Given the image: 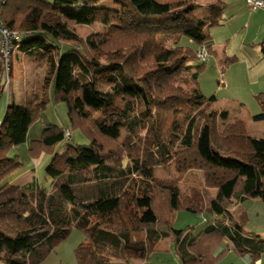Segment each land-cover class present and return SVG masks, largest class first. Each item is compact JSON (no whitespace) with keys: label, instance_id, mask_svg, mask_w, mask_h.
Returning a JSON list of instances; mask_svg holds the SVG:
<instances>
[{"label":"trees","instance_id":"obj_1","mask_svg":"<svg viewBox=\"0 0 264 264\" xmlns=\"http://www.w3.org/2000/svg\"><path fill=\"white\" fill-rule=\"evenodd\" d=\"M161 1L5 0L2 24L18 36L12 55L46 64L49 80L39 96L8 98L0 127V185L22 168L19 156L9 153L27 141L50 98L67 105L70 124L89 143H70V127L48 125L30 154L34 160L52 156L46 167L50 188L35 176L0 187V262L43 264L79 230L86 239L75 250L77 264H132L128 251L146 262L166 239L182 264H220L223 254L215 252L224 240L238 256L260 263L264 238L246 231V215L236 218L230 209L236 202L264 203V138L254 137L241 119L221 129L218 119L227 122L229 114L208 111L217 98H207L199 82L208 62L199 52L206 48L208 60L214 55L209 31L224 24L226 4L217 0L201 17L195 0ZM108 2L117 9L107 8ZM94 24L123 32L112 34L126 38L115 48L127 52L123 59L101 63L95 54L100 47L75 31ZM168 42L183 49L170 60ZM1 53L0 42V101L7 79ZM261 53L264 60L263 44ZM180 86L191 90L182 93ZM257 100L261 112L253 121L264 122V91ZM109 122L125 130L122 142L106 132ZM176 134L177 148L171 144ZM159 168L180 178L199 171L204 184L184 196L180 178L160 179ZM180 211L207 215L204 229L198 235L175 229Z\"/></svg>","mask_w":264,"mask_h":264},{"label":"rangeland","instance_id":"obj_2","mask_svg":"<svg viewBox=\"0 0 264 264\" xmlns=\"http://www.w3.org/2000/svg\"><path fill=\"white\" fill-rule=\"evenodd\" d=\"M47 1L52 2L54 0ZM178 1L183 0H163L161 3L168 4ZM105 6L109 9H117L111 2L105 3ZM223 18L225 21L228 19L225 16ZM75 31L85 41H94L100 47L95 54L96 58L103 64L119 61L123 59L127 53L124 50L116 51L115 49L120 45V40L126 39L123 36L114 38V35H112L113 31L118 34L123 33L119 30H111L110 28L104 27L102 24H94L92 26H77ZM100 42L101 44L104 42L102 46ZM106 42H112L114 47L109 48ZM104 44L106 45L104 46ZM167 46L169 49L174 48L172 42H168ZM181 52H183L182 48L179 49V46L175 47V50L173 49L171 54L166 55L165 59L170 60L175 58L179 56ZM230 59L231 58L226 57L225 61L220 62L216 60L214 55H211L205 70L200 75L199 82L203 94L207 98H211L212 96L217 98V102L214 103L208 111H217L219 116L223 111L229 113V120L227 122L223 121L221 116L220 119H218L221 129L224 128V125L241 119L254 137L264 138V122L255 123L252 120L253 116L261 112V106L258 103L257 96L264 91V88L263 90H259L258 86L250 80L249 77L251 74L245 60L241 59L236 62H230ZM26 60L27 59H23L22 57L16 58L12 55L8 78H5L6 93L0 101V127L4 121L9 97L11 100L13 96H16L15 100L20 101L24 99L26 94H38L39 96L40 88L43 87L45 78L49 80V76L46 75V64L39 66L36 61L28 63ZM257 68L258 67L255 66V69ZM221 79L225 81L226 86L223 87L220 85L219 81ZM48 80H46V82ZM53 89L54 86L51 84L48 93H52ZM179 89L182 93H189L191 87L180 86ZM239 107L241 110H238L240 109ZM107 113L114 114L112 109ZM99 115L106 116V114L102 112L99 113ZM51 124L64 129L70 127L73 135V140L70 141V143L77 145L89 143V139L84 135L82 130L80 128H73L70 124L67 105L62 102H56L55 99L50 98V102L46 109L29 130L27 141L9 153V156H19L20 161L23 163L22 168L6 177L0 187L6 184L25 183L35 176L42 187L50 188V181L46 177V167L50 163L52 156L48 154L42 155L41 158L44 157L43 161L37 164L36 160L31 156L30 150L34 142L41 139L45 127ZM106 132L115 136L118 142H122L126 136L125 130L122 129L118 131L111 122L107 123ZM171 140V144L177 148L179 146L178 134L174 135ZM66 143L67 141L65 140L64 143L56 148V151H59ZM156 176L164 180H175L180 178L171 168L157 169ZM179 180H181L179 185L184 196L190 194L192 189L201 188L204 184L203 174L199 171L189 172ZM210 193L215 196L217 191L210 190ZM237 204L239 203L236 202L230 210H232L236 218H240L244 216V214L246 215L247 223L245 225V230L264 237V203L260 200H249L242 204V209H240V207L237 208ZM207 217V215H200L194 212L180 211L174 213L172 224L175 229L181 230L189 228L195 235H198L204 229ZM78 238L81 241L83 239L85 241L86 239L82 232L74 230L70 238L62 244V250L70 248L71 254L70 246L79 241ZM215 254L216 257L223 254V259L221 258L222 262L220 264H229L232 263V261H235L237 264H244V257L238 256L234 252L231 243L227 240L220 243ZM131 258L134 260V264H142L140 261L137 262L138 260H136V257L131 256ZM0 264L4 263L0 262ZM143 264H182V261L177 256L171 240L166 239L159 243L157 251L152 253L148 261Z\"/></svg>","mask_w":264,"mask_h":264},{"label":"crops","instance_id":"obj_3","mask_svg":"<svg viewBox=\"0 0 264 264\" xmlns=\"http://www.w3.org/2000/svg\"><path fill=\"white\" fill-rule=\"evenodd\" d=\"M195 1L197 2V5L201 6V8L196 11V13L199 16L204 17L207 14L205 7L210 4H214L217 0ZM221 1L226 4L224 16L228 19L222 26L214 27L209 31L214 57L217 61L220 62L225 61L226 57L236 59L232 62H236L241 59L245 60L250 70V80H252L253 83L258 86L259 90H263L264 60L262 59L261 45L263 44L264 46V10L251 11L247 5L246 0ZM14 57H22L23 59H27L26 61L28 63L33 61L31 58L25 56L20 52L15 53ZM255 66L258 68L255 69ZM224 86L226 85H223V87ZM238 110H241V108ZM43 159L44 157L40 160H36V163L40 164ZM242 204L243 203H239L236 207H240V209H242ZM83 241L84 239L82 241L79 240L70 246L71 254L70 248H67V250H62L61 247H63V245L58 247L56 251L53 252L43 264H77L75 258V250ZM127 255L130 258L132 264H134V260L131 258V256L136 257V260H138L137 262L140 261L142 262V264L145 263V260H143L136 252L128 251ZM244 259V264H251L249 256L244 257ZM229 264L237 263H235V261H232V263ZM259 264H264V255L262 256Z\"/></svg>","mask_w":264,"mask_h":264},{"label":"built area","instance_id":"obj_4","mask_svg":"<svg viewBox=\"0 0 264 264\" xmlns=\"http://www.w3.org/2000/svg\"><path fill=\"white\" fill-rule=\"evenodd\" d=\"M246 2L247 5L250 7V9L253 11L264 10V0H246ZM4 3L5 0H0V42L2 46L1 55L5 66V73L8 78V73L11 67V59H12L11 55L13 53L12 42L13 40L17 39L18 36L16 33L9 31L2 24L1 13ZM199 58L203 62L208 61V52L206 48H202V50L199 52ZM220 85L221 86L225 85V81L223 79L220 80ZM65 137L67 140H72L73 139L72 132L70 130H67Z\"/></svg>","mask_w":264,"mask_h":264}]
</instances>
